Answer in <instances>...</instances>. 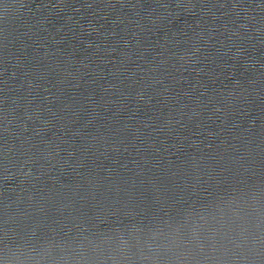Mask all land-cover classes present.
I'll list each match as a JSON object with an SVG mask.
<instances>
[{
  "label": "water",
  "instance_id": "95a60500",
  "mask_svg": "<svg viewBox=\"0 0 264 264\" xmlns=\"http://www.w3.org/2000/svg\"><path fill=\"white\" fill-rule=\"evenodd\" d=\"M0 264H264V0H0Z\"/></svg>",
  "mask_w": 264,
  "mask_h": 264
}]
</instances>
